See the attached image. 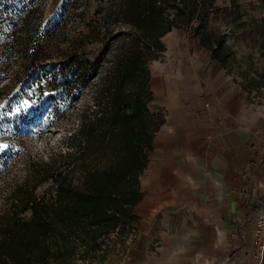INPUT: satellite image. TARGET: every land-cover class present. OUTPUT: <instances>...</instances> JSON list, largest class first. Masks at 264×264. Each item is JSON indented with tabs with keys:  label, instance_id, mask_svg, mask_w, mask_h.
Here are the masks:
<instances>
[{
	"label": "rangeland",
	"instance_id": "obj_1",
	"mask_svg": "<svg viewBox=\"0 0 264 264\" xmlns=\"http://www.w3.org/2000/svg\"><path fill=\"white\" fill-rule=\"evenodd\" d=\"M107 3L0 1V145L8 146L0 150V213L32 184L35 195L48 190L49 183L38 184L39 180L50 162L62 163L61 155L68 151L67 136L92 112L101 75L117 46L116 37L131 31L117 24L101 27L100 15ZM215 5L208 26L227 42L229 55L223 69L251 98L260 100L264 96V7L252 0H215ZM183 29L194 37L190 27ZM183 60L167 48L149 64L151 80L159 68ZM148 106L166 117L167 106L154 91ZM136 211L141 214L137 229L125 239L112 232L102 242L104 260L73 259L66 264H162L161 237L153 234L152 239H143L141 230L143 221L153 220L142 208ZM151 228L154 231V225ZM254 238L252 234V243ZM253 250L252 260L232 253L223 259L213 257L207 264H264V248L254 243Z\"/></svg>",
	"mask_w": 264,
	"mask_h": 264
},
{
	"label": "trees",
	"instance_id": "obj_2",
	"mask_svg": "<svg viewBox=\"0 0 264 264\" xmlns=\"http://www.w3.org/2000/svg\"><path fill=\"white\" fill-rule=\"evenodd\" d=\"M107 1L101 27L117 24L131 31L116 37L93 110L67 136L62 163L50 162L39 180L49 183L48 190L35 195L32 184L1 211L0 264L104 260V239L112 232L125 239L141 219L136 211L145 193L140 176L166 122L162 112L148 106L153 99L149 64L167 50L164 36L190 27L211 57L227 62L223 34L208 26L215 0Z\"/></svg>",
	"mask_w": 264,
	"mask_h": 264
},
{
	"label": "crops",
	"instance_id": "obj_3",
	"mask_svg": "<svg viewBox=\"0 0 264 264\" xmlns=\"http://www.w3.org/2000/svg\"><path fill=\"white\" fill-rule=\"evenodd\" d=\"M165 39L184 60L151 80L168 111L141 178L136 209L153 220L142 222L143 239L161 237L162 264H207L232 253L252 260L253 220L264 199V96L251 98L183 28Z\"/></svg>",
	"mask_w": 264,
	"mask_h": 264
},
{
	"label": "built area",
	"instance_id": "obj_4",
	"mask_svg": "<svg viewBox=\"0 0 264 264\" xmlns=\"http://www.w3.org/2000/svg\"><path fill=\"white\" fill-rule=\"evenodd\" d=\"M255 212L253 220L254 243L264 248V199L260 201Z\"/></svg>",
	"mask_w": 264,
	"mask_h": 264
},
{
	"label": "snow or ice",
	"instance_id": "obj_5",
	"mask_svg": "<svg viewBox=\"0 0 264 264\" xmlns=\"http://www.w3.org/2000/svg\"><path fill=\"white\" fill-rule=\"evenodd\" d=\"M8 146L7 145H0V150H3L5 148H7Z\"/></svg>",
	"mask_w": 264,
	"mask_h": 264
}]
</instances>
